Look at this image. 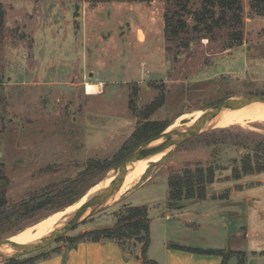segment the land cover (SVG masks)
<instances>
[{
    "label": "rangeland",
    "instance_id": "rangeland-1",
    "mask_svg": "<svg viewBox=\"0 0 264 264\" xmlns=\"http://www.w3.org/2000/svg\"><path fill=\"white\" fill-rule=\"evenodd\" d=\"M0 2L6 10L0 35V163L10 180V203L82 178L81 193L53 205L80 195L79 201L123 161L116 160L139 122L183 127L229 97L264 95V0H241L243 39L232 47L229 26L216 27L210 35L193 29L188 12L200 8L202 0ZM130 2L136 3L134 9ZM176 8L185 14L189 30L168 41L165 13ZM87 83L100 84L97 93H88ZM161 94L163 106L146 118L140 115ZM90 160L112 166L81 176ZM201 168L215 172L207 198H184L173 206L168 201L171 208L190 206L167 220L162 205L169 199V177ZM135 174L134 185L121 198L42 251L71 245L73 237L111 225L117 212L129 208L123 206L125 196L153 176L130 198L155 205L149 213L150 254L156 257L168 239L204 249L238 248L247 253L246 260L264 264V121L208 126ZM55 211L49 205L2 238ZM133 242L127 241L129 246Z\"/></svg>",
    "mask_w": 264,
    "mask_h": 264
},
{
    "label": "trees",
    "instance_id": "trees-1",
    "mask_svg": "<svg viewBox=\"0 0 264 264\" xmlns=\"http://www.w3.org/2000/svg\"><path fill=\"white\" fill-rule=\"evenodd\" d=\"M93 4L99 2L110 1H124V0H89ZM135 1V0H128ZM145 1V0H141ZM151 1V0H149ZM182 9L186 10L187 5L182 4ZM242 4L241 0H202V5L195 11H189L193 16L194 27L196 32L210 35L215 31V28L222 26H229L232 29L230 33L231 44L228 47H232L236 42L240 43L243 39L242 32ZM264 14V13H263ZM5 15L6 10L3 3L0 2V35L5 31ZM188 22L185 19V14L181 13L179 9H168L165 13V35L168 41H174L181 37L183 33L188 31ZM185 47H189L188 43ZM137 95V90L134 91ZM165 102V95L161 94L157 96L152 102H150L145 113L142 114L145 118L154 113L157 109L163 106ZM131 101V106H132ZM168 125L158 120H147L139 122L136 129L131 134L130 138L124 143L122 147V153L116 160L120 162L125 159L130 153L134 152L139 146L147 142L149 139L157 136L163 132ZM115 161V162H116ZM4 165L0 163V238L6 236L9 232L13 231L22 225L23 221L32 218L40 210L45 209L50 205L51 209L56 211L65 208L66 206L75 203L79 198L72 199L66 204L53 205L61 198H64L70 194H78L81 183L84 179L79 178L72 181V183L63 184L60 187L53 185L49 187L48 191L42 193L33 194L21 201L10 203L7 190L10 183L9 178L4 172ZM112 166L111 164L102 165L98 161L90 160L85 173L81 176L89 177L93 174V171H105ZM92 172V173H91ZM215 172L212 169H197L185 170L183 173L173 174L169 177V203L173 206L174 201L177 202L181 199L188 200H204L207 198V185L214 181ZM127 210L123 213L117 212L116 222L113 226L103 227L86 231L79 236H75L71 239V245L76 244L79 241L85 239L100 240L102 238L115 239L121 246H126L127 241L134 239L135 242L142 243V259L143 264H159L156 260L151 259L148 256V249L151 244V218L149 217V208L147 205L128 206ZM49 215V214H48ZM47 216V215H46ZM64 238V237H63ZM62 238V239H63ZM60 239V240H62ZM185 249L195 250L190 247H184ZM57 249L53 250L56 251ZM201 251V250H196ZM52 251H42L36 255L23 256L17 259L9 260L0 264H30L37 259L49 255ZM205 252L219 253L224 256L223 264L233 256L239 254L242 257L240 262L245 259V253L243 252H226L224 250H205Z\"/></svg>",
    "mask_w": 264,
    "mask_h": 264
},
{
    "label": "water",
    "instance_id": "water-1",
    "mask_svg": "<svg viewBox=\"0 0 264 264\" xmlns=\"http://www.w3.org/2000/svg\"><path fill=\"white\" fill-rule=\"evenodd\" d=\"M76 8L79 9V6ZM78 14L79 12H76L75 15L78 16ZM256 102L264 104V95L246 93L239 96L229 97L219 103L203 109V114L192 123H187L183 127L172 130H168L169 128H167L159 135L151 138L146 143L139 146L122 162L110 169L102 178L103 180L112 178L108 186L91 194V196H89V198L77 210L68 216L66 221L60 227L54 229L51 233L39 240L25 244L15 242L11 240V238L0 239V263L37 253L48 248L83 223L89 216L105 207L109 202H111V198L118 191L123 179L128 173L129 166L135 162L148 159L165 151H168V154L184 142L201 134L203 130L209 126L208 123L221 112L225 110L238 109ZM160 138L163 139L161 142L152 144ZM7 247H11L12 251L6 252L4 249Z\"/></svg>",
    "mask_w": 264,
    "mask_h": 264
},
{
    "label": "crops",
    "instance_id": "crops-1",
    "mask_svg": "<svg viewBox=\"0 0 264 264\" xmlns=\"http://www.w3.org/2000/svg\"><path fill=\"white\" fill-rule=\"evenodd\" d=\"M100 4V3H99ZM129 9H134L135 2L129 3ZM99 6H93V8L98 9ZM133 26V25H132ZM138 30H142V28H138ZM139 34V33H138ZM138 36V35H137ZM136 36V41L137 40ZM139 37V36H138ZM139 39V38H138ZM142 40V39H141ZM143 42V41H142ZM91 85H100L95 83H87ZM99 87V86H98ZM153 180V176H149L147 180L140 183L136 188H134L131 192L125 196L128 200H125L123 203L127 206H136V205H147L150 210L152 209L153 203L149 201L150 199H130L131 196L134 195V191L137 188L145 187L150 181ZM154 196V195H147ZM168 197V196H167ZM125 198V199H126ZM140 198V197H139ZM147 198V197H146ZM149 198V197H148ZM202 200H197L194 202H199ZM160 205V204H158ZM163 208L165 212V217L167 220L172 218L173 213H178L184 215L186 210L189 209L190 206L187 205L182 208L170 207L168 205V199L163 202ZM114 221L110 226H113L116 222L115 217ZM190 220H187L189 222ZM191 222V221H190ZM151 244L148 249V256L156 260L159 264H223L224 256L219 253H208L205 250H224L226 252L234 251V252H243L245 253V259L243 262H240L237 254L231 256L226 264H258L254 261L250 262V260H246L247 253L238 248L234 249H226V248H198L193 247L186 244H176L170 240H165L163 249L156 257L150 254ZM184 247H190L195 250L185 249ZM201 251H196V250ZM257 252L254 251V254ZM151 258V259H152ZM261 259H264V250L261 252ZM30 264H143L142 259V243L141 242H133L130 246L126 244V246H121L120 243L115 239L102 238L98 241L92 239H85L77 242L73 245L65 246L58 248L56 251H52L49 255L37 259L35 262Z\"/></svg>",
    "mask_w": 264,
    "mask_h": 264
},
{
    "label": "bare ground",
    "instance_id": "bare-ground-1",
    "mask_svg": "<svg viewBox=\"0 0 264 264\" xmlns=\"http://www.w3.org/2000/svg\"><path fill=\"white\" fill-rule=\"evenodd\" d=\"M98 86L97 85H87L88 93H97ZM204 112V111H203ZM203 112L192 118V120L188 123H192L199 116L203 114ZM198 116V117H197ZM197 117V118H196ZM196 118V119H195ZM264 121V104L261 102H256L238 109L233 110H225L218 114L214 119H212L208 125L209 126H219L222 124H236L241 122H250V121ZM180 123L173 126L171 129L179 128ZM163 140V139H162ZM161 140V141H162ZM160 141V142H161ZM156 144V143H152ZM168 151L161 152L155 156H152L148 159H143L135 162L131 166H129L128 173L126 177L123 179L118 191L111 198L110 201H116L121 198L135 183V172H142L151 166V163L157 162L161 157L165 156ZM140 175V174H139ZM112 178H107V180H103L99 189L97 187H92L91 190L85 194L79 201L70 205V207L60 209L49 214L47 217L39 220L35 224L25 228L20 231L16 235L11 237V240L18 243H30L36 240L43 238L44 236L51 233L54 229L60 227L75 210H77L88 198L91 194L97 192L98 190L105 188L111 182ZM6 252L12 251L11 247H7L4 249Z\"/></svg>",
    "mask_w": 264,
    "mask_h": 264
},
{
    "label": "flooded vegetation",
    "instance_id": "flooded-vegetation-1",
    "mask_svg": "<svg viewBox=\"0 0 264 264\" xmlns=\"http://www.w3.org/2000/svg\"><path fill=\"white\" fill-rule=\"evenodd\" d=\"M263 1V0H262Z\"/></svg>",
    "mask_w": 264,
    "mask_h": 264
}]
</instances>
